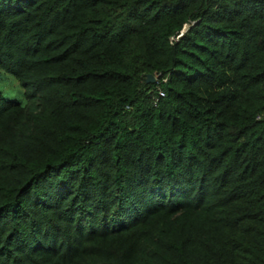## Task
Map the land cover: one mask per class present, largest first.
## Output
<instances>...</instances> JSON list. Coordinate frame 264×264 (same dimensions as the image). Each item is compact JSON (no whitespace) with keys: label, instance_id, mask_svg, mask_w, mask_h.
Masks as SVG:
<instances>
[{"label":"trees","instance_id":"trees-1","mask_svg":"<svg viewBox=\"0 0 264 264\" xmlns=\"http://www.w3.org/2000/svg\"><path fill=\"white\" fill-rule=\"evenodd\" d=\"M2 70L0 264H264V0H0Z\"/></svg>","mask_w":264,"mask_h":264},{"label":"rangeland","instance_id":"rangeland-1","mask_svg":"<svg viewBox=\"0 0 264 264\" xmlns=\"http://www.w3.org/2000/svg\"><path fill=\"white\" fill-rule=\"evenodd\" d=\"M0 91L8 97L18 98L23 104H27L33 88L22 86L14 75L2 70L0 72Z\"/></svg>","mask_w":264,"mask_h":264},{"label":"built area","instance_id":"built-area-1","mask_svg":"<svg viewBox=\"0 0 264 264\" xmlns=\"http://www.w3.org/2000/svg\"><path fill=\"white\" fill-rule=\"evenodd\" d=\"M159 95H160V97L164 96V95H165L164 91H163V90H160V91H159ZM160 97H157V98H156V101H158ZM263 117H264V114H260V115L258 116V119H262Z\"/></svg>","mask_w":264,"mask_h":264},{"label":"water","instance_id":"water-1","mask_svg":"<svg viewBox=\"0 0 264 264\" xmlns=\"http://www.w3.org/2000/svg\"><path fill=\"white\" fill-rule=\"evenodd\" d=\"M155 81H156V78L154 77V75L149 74L148 75V82H155Z\"/></svg>","mask_w":264,"mask_h":264}]
</instances>
